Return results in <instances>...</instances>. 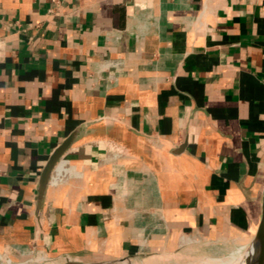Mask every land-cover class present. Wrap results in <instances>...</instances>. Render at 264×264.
<instances>
[{"label": "crops", "instance_id": "0c3cea01", "mask_svg": "<svg viewBox=\"0 0 264 264\" xmlns=\"http://www.w3.org/2000/svg\"><path fill=\"white\" fill-rule=\"evenodd\" d=\"M263 189L264 0H0V264L238 261Z\"/></svg>", "mask_w": 264, "mask_h": 264}, {"label": "water", "instance_id": "95a60500", "mask_svg": "<svg viewBox=\"0 0 264 264\" xmlns=\"http://www.w3.org/2000/svg\"><path fill=\"white\" fill-rule=\"evenodd\" d=\"M74 140H75L74 135H71L67 140H65V142L53 152L46 166L44 167L38 184V198L41 202H43V200L45 199V196L47 194L56 167L61 162V160L68 152V150L71 148L72 144L74 143ZM263 217H264V189H263L262 216H261L260 224L253 240L244 249L240 264H264V244L261 246V248L258 251L256 252L254 251L255 249L254 242L258 236L259 231L261 230L260 226ZM122 263L130 264V260L124 259L115 262H107L101 264H122ZM68 264H73V263H71L70 261ZM74 264H86V263H74Z\"/></svg>", "mask_w": 264, "mask_h": 264}, {"label": "rangeland", "instance_id": "374dc122", "mask_svg": "<svg viewBox=\"0 0 264 264\" xmlns=\"http://www.w3.org/2000/svg\"><path fill=\"white\" fill-rule=\"evenodd\" d=\"M243 253V252H242ZM233 256V257H232ZM233 259V260H232ZM236 259V249L231 247L224 248H199L187 247L183 251H178L170 255L154 256L151 258L134 259L130 264H204V263H234ZM70 261L61 260L54 264H68ZM77 263H79L77 261ZM123 264V263H122Z\"/></svg>", "mask_w": 264, "mask_h": 264}, {"label": "bare ground", "instance_id": "6f19581e", "mask_svg": "<svg viewBox=\"0 0 264 264\" xmlns=\"http://www.w3.org/2000/svg\"><path fill=\"white\" fill-rule=\"evenodd\" d=\"M63 166V165H62ZM57 174V173H56ZM54 183H56V182H54ZM261 230L259 231V233H258V236H257V238H256V240H255V242H254V246H255V249H254V251L256 252V251H258L260 248H261V246L264 244V217H263V219H262V223H261ZM204 245H206V244H204ZM233 257V256H232ZM241 257H242V255H241ZM241 257L239 258V260L238 261H234V263L233 264H240V262H241ZM233 260V259H232ZM71 263H77L76 261H71ZM231 262H221V263H204V264H230ZM125 264V263H124Z\"/></svg>", "mask_w": 264, "mask_h": 264}]
</instances>
